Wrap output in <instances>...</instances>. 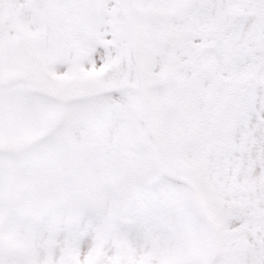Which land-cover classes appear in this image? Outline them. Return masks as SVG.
I'll use <instances>...</instances> for the list:
<instances>
[{
	"label": "rangeland",
	"instance_id": "374dc122",
	"mask_svg": "<svg viewBox=\"0 0 264 264\" xmlns=\"http://www.w3.org/2000/svg\"><path fill=\"white\" fill-rule=\"evenodd\" d=\"M49 2L51 8L34 10L27 18L9 14L11 23L0 37V259L4 264H37V245L46 226L47 254L39 264H56L59 232L65 227L76 232L86 217L98 214L103 220L93 248L82 260L78 250L66 247L61 264H103L109 242L116 246L119 260L130 259L128 237L140 223L141 209L161 227H168L176 208L202 209L181 172L185 160L165 153L174 170L173 175L167 173L156 143L147 136L149 98L144 87L151 94V86H160L171 63L152 57L145 86L139 72L162 30L148 31V16L134 7L136 0L133 6L132 0L113 3V12L104 0ZM123 8L132 17V32L140 45L138 65L135 48L125 38ZM111 21L116 26L110 30L116 33L119 27L121 35L113 51L129 43L132 64L122 59L118 73L116 67L95 73L101 63L94 54L107 39L109 28L104 26ZM171 35L165 37L167 51L159 56L172 53L181 58L178 37ZM76 53L87 59L81 67L69 65ZM62 74L66 77L57 79ZM177 77L178 81L179 72ZM122 82L126 86H119L121 93L111 99L105 90ZM163 94L161 90L156 95V129L173 121V107L166 108ZM191 172L198 180L194 167ZM166 176L189 187L181 202L161 199L153 205L154 189ZM214 237L209 232L198 249L181 244L175 255L167 257L168 264H181L194 254L208 257ZM152 255L145 254V264Z\"/></svg>",
	"mask_w": 264,
	"mask_h": 264
},
{
	"label": "snow or ice",
	"instance_id": "6c2138e0",
	"mask_svg": "<svg viewBox=\"0 0 264 264\" xmlns=\"http://www.w3.org/2000/svg\"><path fill=\"white\" fill-rule=\"evenodd\" d=\"M49 0H0V37L12 16L27 18L48 9ZM134 7L148 16V31L178 37L181 50L179 95L198 86L188 158L198 175L203 208H176L168 227L144 209L129 234L130 259L119 260L116 246L106 245L103 264H168L179 246L198 249L209 232L215 247L208 257L192 255L181 264H264V0H136ZM105 50L94 58L103 62ZM123 99V97H121ZM189 185L164 177L152 196L182 201ZM103 214L90 215L76 232L61 230L55 246L56 264L66 247L81 253L95 244ZM42 226L37 264L46 256ZM0 264L4 261L0 259Z\"/></svg>",
	"mask_w": 264,
	"mask_h": 264
},
{
	"label": "trees",
	"instance_id": "16d2710c",
	"mask_svg": "<svg viewBox=\"0 0 264 264\" xmlns=\"http://www.w3.org/2000/svg\"><path fill=\"white\" fill-rule=\"evenodd\" d=\"M179 108V107H178Z\"/></svg>",
	"mask_w": 264,
	"mask_h": 264
}]
</instances>
